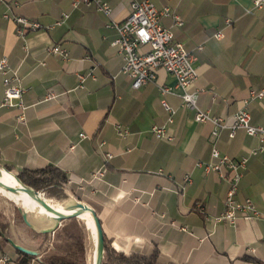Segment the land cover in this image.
<instances>
[{"label":"crops","instance_id":"obj_1","mask_svg":"<svg viewBox=\"0 0 264 264\" xmlns=\"http://www.w3.org/2000/svg\"><path fill=\"white\" fill-rule=\"evenodd\" d=\"M2 1L0 59L6 56L18 72L27 109L22 123L15 109L2 107L0 74V165L16 174L47 167L64 173L66 193L96 212L116 253L156 254L160 264H264V218L217 222L229 184L197 167L215 162L213 148L236 160L248 157L236 199H250L264 214V155L250 154L260 140L243 129L213 136L212 122L195 121L194 111L182 107L175 78L163 70L157 83L132 89L111 46L117 34L107 26L128 16L132 0H105L111 17L95 5L74 8L73 0ZM149 1L184 21L179 28L172 17L161 22L195 56L198 108L227 124L245 108L251 124L263 126L264 97L250 99L264 90V10L255 9L257 0ZM64 14L68 19L56 26ZM18 15L42 28L20 36L12 20ZM219 31L224 37L217 40ZM55 45L69 52L68 61L48 52ZM159 85L174 93L161 95ZM163 101L175 111L170 124ZM117 126L128 130L126 138ZM154 126L164 127L171 141L157 139ZM3 257L9 263L1 264H44L42 255L21 262L11 246L0 249Z\"/></svg>","mask_w":264,"mask_h":264},{"label":"built area","instance_id":"obj_2","mask_svg":"<svg viewBox=\"0 0 264 264\" xmlns=\"http://www.w3.org/2000/svg\"><path fill=\"white\" fill-rule=\"evenodd\" d=\"M0 0V5L4 4ZM72 5L77 8L81 5H95L97 11L107 17H111L113 10L105 0H73ZM256 10H264V0L254 2ZM6 19H10L9 15H5ZM68 15L64 14L63 18L56 22V26H61ZM172 17L174 26H184V21L181 17L172 15L171 9L165 7L159 10L149 0H132L130 3V11L128 16L121 22L110 21L108 28L115 30L117 37L111 43V46L117 50L123 59V67L121 73L132 80V89L140 90L143 86L149 83H157L158 72L163 70L167 75H172L175 78L176 87L182 90L180 94L182 107L187 110L194 111L196 114L195 121L199 123L212 122L215 129L212 135H219L218 129L230 130V137H233L238 129H243L248 136H255L260 140V146L251 150V155H264V125L255 126L251 124V115L244 108L232 117V122L227 124L224 120L211 117L210 114L202 112L198 108L199 91H193V86L197 81L199 74L194 67L195 56L184 47L180 42L175 41V35L171 28H165L162 25V20ZM12 20L18 26V34L24 37L29 32L40 30L42 27L38 22L28 20L21 16H12ZM233 21L227 20L226 26L231 27ZM224 37V33L219 31L215 35V39L220 40ZM203 50L202 46L198 48ZM48 52L61 57L68 61L69 52L59 45L52 46ZM0 74L3 77L5 86L2 107L15 109L18 112L17 120L25 121L26 106L23 103L24 89L22 88V80L16 70H13L9 65L6 56L0 59ZM85 77L79 75L80 86H83ZM161 95H169L174 93L171 87L158 86ZM264 97V90L261 93H251L250 99H260ZM162 106L169 115L168 123L173 122L175 111L166 102H162ZM152 133L157 139H167L171 141L172 137H167L164 127L152 128ZM118 134L126 138L129 134L128 130L117 126ZM85 138L83 134L80 135ZM212 158L215 162L202 163L198 162L197 167H202L206 173L215 172L219 178L229 184L226 194L225 211L215 217L217 222H236L238 217H243L247 220L254 218H264V214L260 213L250 199H236L238 187L241 181V169L246 168L249 158L242 157L238 160L223 156L216 148L211 151ZM107 159H111L112 155L107 154ZM264 165V163H263ZM95 178H101L103 173L100 172L94 175ZM186 182H190L189 177H186ZM70 183V182H69ZM1 263H9L8 258H0Z\"/></svg>","mask_w":264,"mask_h":264},{"label":"trees","instance_id":"obj_3","mask_svg":"<svg viewBox=\"0 0 264 264\" xmlns=\"http://www.w3.org/2000/svg\"><path fill=\"white\" fill-rule=\"evenodd\" d=\"M19 176L26 182V184L36 190L37 192H48L47 198L50 203L54 201H65L68 199L66 193L67 178L60 170L47 167L39 170H24ZM23 220V217H22ZM24 222V220H23ZM25 223V222H24ZM60 246H55L50 251L41 248L37 250L30 249L26 246L17 243L12 238L8 237L0 225V249L6 246H13L10 241L15 242L27 249L38 252V256L42 255L44 264H87L88 260V244L84 228L77 223L63 224L55 233ZM88 240V241H87ZM47 248V247H45ZM21 262H27L36 257L24 254L13 248ZM41 252V254L39 253ZM43 251H45L43 253ZM103 264H160L157 261V255L153 254L150 257L141 255L126 256L121 253H116L110 248H106Z\"/></svg>","mask_w":264,"mask_h":264},{"label":"water","instance_id":"obj_4","mask_svg":"<svg viewBox=\"0 0 264 264\" xmlns=\"http://www.w3.org/2000/svg\"><path fill=\"white\" fill-rule=\"evenodd\" d=\"M7 176L13 177L18 183H20L21 187H19V189L17 190L12 184H5L3 182H0V188L15 196H18V193H24L27 196L26 199L33 201L37 206H42L52 211L54 218L38 215L39 217H41V219L46 218V220H49L53 223L51 228L43 229L40 231L41 233L53 234L61 227L63 223H84L85 225L88 219H91V221L95 225L98 236V246L96 249L95 257L93 258L91 264L104 263L105 251L107 248V238L102 228L100 219L91 207L81 202H78L75 199L68 203V205H57L54 203H50L49 200L42 193L37 192L33 188L29 187L26 182L19 176V174H16L8 170L6 167L0 165V178H4ZM18 197H20L21 201L24 202V199L21 196ZM71 207L74 209H70ZM19 211L22 214L25 224L27 226L32 227L31 223L28 220V213H26L25 210L22 208H19ZM87 231L89 233L90 241L92 244L93 236L88 228ZM10 244L13 246V248L24 254L34 257L38 256V252L27 249L21 245L16 244L13 241H10Z\"/></svg>","mask_w":264,"mask_h":264},{"label":"rangeland","instance_id":"obj_5","mask_svg":"<svg viewBox=\"0 0 264 264\" xmlns=\"http://www.w3.org/2000/svg\"><path fill=\"white\" fill-rule=\"evenodd\" d=\"M41 193L47 198L48 192ZM18 196L12 195L0 188V225L5 234L17 243L23 244L33 250L34 246H37L38 248L42 247L43 250L46 249L47 251H50L55 246H60L61 243H58V241H56L57 237L54 236V234H43L40 232L43 229L51 228L53 224L51 221L46 220V218L41 219L38 214L29 213L28 220L31 223L32 227L27 226L23 222L22 214L19 211V208H21V203ZM67 196L68 199L65 201H54L53 203L57 205H67L74 199L70 198L68 194ZM15 200H18L19 203L16 204ZM80 225L84 228L87 238L89 239V241L87 240L89 242L87 252L89 257L87 260V264H91L90 255L92 253V244L90 241V236L84 223H81ZM45 251H43V253Z\"/></svg>","mask_w":264,"mask_h":264},{"label":"bare ground","instance_id":"obj_6","mask_svg":"<svg viewBox=\"0 0 264 264\" xmlns=\"http://www.w3.org/2000/svg\"><path fill=\"white\" fill-rule=\"evenodd\" d=\"M0 182H3L5 184H12L15 186V188L18 190L19 187H21L20 183H18L13 177L11 176H7L4 178H0ZM19 196H21L24 199V202L21 201L20 197V203H21V208L25 210L26 213H35L41 216H46V217H50V218H54V215L52 213V211L50 209L44 208L42 206H37L33 201L26 199L27 196L24 193H18ZM15 203L18 204V200H15ZM30 203L34 204L35 210L34 208H32V210L30 209ZM68 205V204H67ZM70 209H74V208H70ZM86 228H88L93 236V242H92V253L90 255L91 257V263L93 261V258L95 257V253H96V249L98 246V236H97V232H96V228L95 225L93 224V222L91 221V219H88V221L85 223Z\"/></svg>","mask_w":264,"mask_h":264}]
</instances>
